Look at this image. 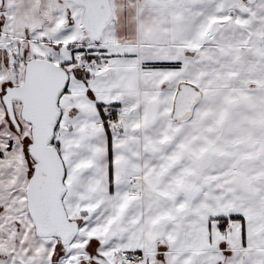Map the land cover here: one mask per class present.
Masks as SVG:
<instances>
[{"label":"snow or ice","instance_id":"6c2138e0","mask_svg":"<svg viewBox=\"0 0 264 264\" xmlns=\"http://www.w3.org/2000/svg\"><path fill=\"white\" fill-rule=\"evenodd\" d=\"M0 264H264V0H0Z\"/></svg>","mask_w":264,"mask_h":264}]
</instances>
